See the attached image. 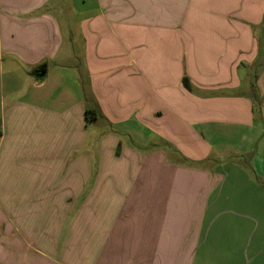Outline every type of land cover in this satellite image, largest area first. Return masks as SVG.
I'll return each instance as SVG.
<instances>
[{"label": "crops", "instance_id": "crops-1", "mask_svg": "<svg viewBox=\"0 0 264 264\" xmlns=\"http://www.w3.org/2000/svg\"><path fill=\"white\" fill-rule=\"evenodd\" d=\"M0 264H264V0H0Z\"/></svg>", "mask_w": 264, "mask_h": 264}, {"label": "trees", "instance_id": "trees-1", "mask_svg": "<svg viewBox=\"0 0 264 264\" xmlns=\"http://www.w3.org/2000/svg\"><path fill=\"white\" fill-rule=\"evenodd\" d=\"M86 114H87L86 115V119H94V118H96V114L94 112L90 111V110H87Z\"/></svg>", "mask_w": 264, "mask_h": 264}, {"label": "rangeland", "instance_id": "rangeland-1", "mask_svg": "<svg viewBox=\"0 0 264 264\" xmlns=\"http://www.w3.org/2000/svg\"><path fill=\"white\" fill-rule=\"evenodd\" d=\"M152 45H156V44H152ZM245 161V160H244Z\"/></svg>", "mask_w": 264, "mask_h": 264}]
</instances>
